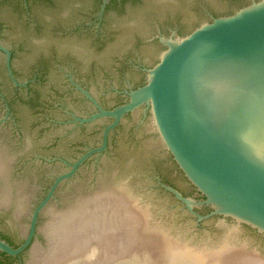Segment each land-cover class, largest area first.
Instances as JSON below:
<instances>
[{"label": "water", "instance_id": "1", "mask_svg": "<svg viewBox=\"0 0 264 264\" xmlns=\"http://www.w3.org/2000/svg\"><path fill=\"white\" fill-rule=\"evenodd\" d=\"M109 1H103L101 16ZM182 1L177 0L171 12L139 7L116 14L99 46L90 36L66 35L82 13L92 11L91 0H58L55 7L42 0L33 7L34 14L47 21L41 31L30 28L21 10L0 0L2 41L11 49L22 47L17 68L63 65L106 105L117 100L106 91L121 84L119 71L125 63L137 57L149 64L158 61L147 70L146 85L129 93V102L112 111L102 109L83 91L99 113L80 120L81 124L99 118L113 123L104 132L103 146L58 178L31 218L21 210L16 214L4 209L16 205L21 209L26 203H18L19 195L26 198L30 191L38 195L49 183L43 176L64 167H16V171L18 153L0 141V231L19 239L30 218L25 242L13 248L0 238V253L17 257L31 246L40 212L56 188L93 154L106 151L109 132L124 115L145 105L151 114L144 126L133 130L134 125L128 124L121 129L109 153L83 171L84 178L73 182L70 194L62 195L63 209L44 212L39 227L44 245L35 244L27 264H264V0L232 16L202 21L188 36L162 38L167 47L162 52L147 47L143 42L167 19L193 15L204 5L203 0H197V7ZM0 51L6 54L15 82L11 53L1 44ZM3 61L0 55L4 78ZM67 86L55 71L39 88V100L44 104L60 100L76 113L86 112L70 97L57 95ZM21 109L26 112L22 157L67 156L73 150L70 140L86 145L98 142L97 134L83 137L75 132L71 138L62 137L65 128L57 130V136L29 130L39 116L27 107ZM49 111L56 119L66 117L61 110ZM167 153L202 200L163 185L172 198L159 189L157 174L169 177L164 164L175 171ZM174 179L183 191H190L187 182ZM204 207L211 210L208 215L195 210Z\"/></svg>", "mask_w": 264, "mask_h": 264}, {"label": "flooded vegetation", "instance_id": "2", "mask_svg": "<svg viewBox=\"0 0 264 264\" xmlns=\"http://www.w3.org/2000/svg\"><path fill=\"white\" fill-rule=\"evenodd\" d=\"M42 0H5L6 3L13 5L18 10H21L24 13L27 23L30 28L33 30L41 31L45 27L46 20L39 19L38 16L34 14L33 7L41 3ZM58 0H48V5L57 6ZM93 2V9L91 12H84L81 14L80 22L76 24L72 29L66 32V35H87L90 36L95 43L99 46L104 43L107 35V26L109 22L116 16V14H124L131 9L135 8H161L168 12H171V6L177 5V0H161L160 2H151V0H110L106 5L105 11L101 16V9L104 0H91ZM261 0H213L207 2L203 0L204 5L200 4V7L196 8V13L193 15H179L175 19H167L159 29H155L154 32L149 36V38L143 43L149 47L153 48L157 53L162 52L167 49V47L161 42V39H170L185 37L193 33L199 23L202 21L212 22L214 19L221 17L232 16L236 11L241 10L245 7L250 6L253 2H259ZM151 2V3H150ZM150 3V6L148 4ZM182 3L197 7V0H183ZM2 30L0 31V44L7 48L11 53L10 59V69L12 75L15 79V83L12 77L9 74L7 66L6 54L0 51V55L3 57V68L5 77H0V141L1 143L10 144L17 154L16 159L14 160V168L18 167V170L25 169L26 167H40V170H44L46 165H50L51 168H56L57 166H62L64 169L56 171L51 176L44 175L43 177L49 179V183L43 189L41 193L35 195L30 192H26L28 197L19 195L17 200L18 203L25 204L21 209L19 206H8L4 210L10 213H16L18 210H21L31 215L35 213L38 206H40L43 201L47 198L52 186L55 184L58 178L64 174L71 173L73 166L77 164L87 153L91 150L101 148L104 143V132L106 128L113 123L112 119L109 118H99L92 123L81 124L80 120L89 119L92 115L99 113L97 106L90 101L86 95L83 94V91H86L95 102L104 110L112 111L115 108L126 105L129 102V93L136 91L139 88H142L146 85L147 81V70L152 69L157 64V59L154 60L151 64L145 63L141 60L140 57L130 59L125 63L123 69L119 71L121 84L113 85L112 88L106 91V94H113L117 100L112 105H106L102 100L94 96L90 90L89 86L86 85L83 81H80L76 73L69 69L63 67V65L57 64H45L32 66L31 68L19 69L16 66V57L19 50H22V47L11 49L4 45ZM78 67L77 65H75ZM66 69V70H65ZM78 69V68H77ZM76 69V70H77ZM26 71V72H25ZM64 78V82L68 85L67 88L56 91L57 95L61 97H70L73 103H78V106L86 108L87 111L83 113H76L68 107L62 101H55L50 104H44L40 99V87H43L44 84L49 80V77L55 73ZM24 72V73H22ZM134 78H138L137 82L134 81ZM7 87L9 89H7ZM27 107L30 110L31 114H34L38 117L37 122H32L29 130H39V131H50L54 132L57 136V130L65 128L64 134L62 137L71 138V136L76 132L77 135L87 137L98 135V142L93 145H86L81 142H71V147L73 150L69 155H57V154H47V155H30V156H21L20 152L25 142V129L22 125L23 111L21 108ZM49 109L54 111L61 110L66 113L64 119H56L53 117ZM150 110L147 109V106H142L137 109L135 112L128 113L123 116L119 125L109 132L107 139V150L103 153H95L89 157L82 165L79 166L76 173L69 179H65L55 190L53 197L49 201L48 205L40 212L38 218L37 228L35 232V237L33 238L31 246L23 252L20 256L11 257L3 253H0V264H27V256L34 248L35 244L38 246L44 245V240L40 237L39 227L42 219V215L49 209L59 211L62 210V201L61 197L63 194H70L69 189L72 187L73 182L82 180L84 178L83 171L92 163L96 161L99 162L106 156L111 148L112 141L116 137L117 133L123 129L128 124H133V130L136 129V126L143 127L145 121L150 117ZM77 119L79 121H77ZM104 121L103 124H99L100 121ZM106 120V122H105ZM67 125L66 127H64ZM55 136V137H56ZM62 137H59L60 139ZM58 139V138H57ZM56 146V138L52 147ZM170 159L169 163L175 168V171L169 166H163V169L167 171L169 177H166L165 174H157L155 182L161 191L167 192L164 186L173 187L182 193L184 197L196 198L197 200H202V196L198 191L190 185L187 179L184 177L183 173L173 160V157L167 153ZM58 168V167H57ZM17 171V169H16ZM182 179L184 182H187L190 186V191H183L173 180ZM172 179V180H171ZM14 195V193H13ZM26 195V194H25ZM16 198V193L14 195ZM177 201V200H176ZM179 203V201H177ZM197 213L205 216L208 215L211 210L208 207L203 209H195ZM29 223L26 226V229L23 233V236L19 239H13L12 237L4 234L0 231V238L10 244L13 248L20 247L25 242L26 230L28 229ZM195 218V217H194ZM196 219V218H195ZM216 220V218H213ZM243 229H250L249 227L243 226ZM251 230V229H250ZM253 231V230H252ZM254 232V231H253ZM257 233V232H256ZM260 235V234H259Z\"/></svg>", "mask_w": 264, "mask_h": 264}]
</instances>
